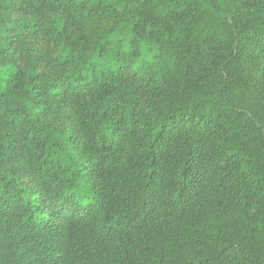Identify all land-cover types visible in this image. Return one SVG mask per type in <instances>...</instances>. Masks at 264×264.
I'll return each mask as SVG.
<instances>
[{
	"label": "trees",
	"instance_id": "trees-1",
	"mask_svg": "<svg viewBox=\"0 0 264 264\" xmlns=\"http://www.w3.org/2000/svg\"><path fill=\"white\" fill-rule=\"evenodd\" d=\"M0 264H264V0H0Z\"/></svg>",
	"mask_w": 264,
	"mask_h": 264
},
{
	"label": "rangeland",
	"instance_id": "rangeland-1",
	"mask_svg": "<svg viewBox=\"0 0 264 264\" xmlns=\"http://www.w3.org/2000/svg\"><path fill=\"white\" fill-rule=\"evenodd\" d=\"M151 58V55L145 50L143 49V52H142V58L140 59V61L143 59V60H149Z\"/></svg>",
	"mask_w": 264,
	"mask_h": 264
}]
</instances>
